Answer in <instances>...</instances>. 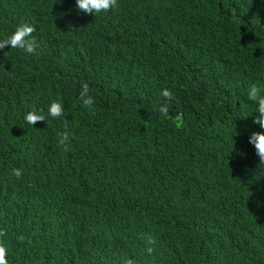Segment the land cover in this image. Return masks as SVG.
Listing matches in <instances>:
<instances>
[{
    "label": "trees",
    "instance_id": "1",
    "mask_svg": "<svg viewBox=\"0 0 264 264\" xmlns=\"http://www.w3.org/2000/svg\"><path fill=\"white\" fill-rule=\"evenodd\" d=\"M118 5L92 16L75 0H0V39L28 23L38 44L0 50L7 264H264V164L248 143L261 131L248 89L264 95V0ZM33 106L46 119L31 126Z\"/></svg>",
    "mask_w": 264,
    "mask_h": 264
},
{
    "label": "clouds",
    "instance_id": "2",
    "mask_svg": "<svg viewBox=\"0 0 264 264\" xmlns=\"http://www.w3.org/2000/svg\"><path fill=\"white\" fill-rule=\"evenodd\" d=\"M118 0H75V7L78 12H82L86 15H94L100 13H107L117 8ZM69 30L75 32L78 29H73V26L69 25ZM36 31L35 27L28 23H22L18 25L14 31L0 39V50L6 46H10L13 49H19L27 54H35L38 47L37 41L32 33ZM164 98L163 103L158 107L157 111L167 117L169 114L168 102L174 99L172 93L167 88L162 89L160 93ZM80 105L84 108L91 109L95 104V99L91 95V90L87 83L82 84L81 90L77 97ZM248 99L255 104V115L252 117L253 124L258 125L261 131L252 132L249 136L248 143L254 147L255 155L259 158V164H264V95L261 94V89L257 87L255 83L250 85L248 89ZM48 115L53 119H58L65 116L64 107L60 99L53 100L48 106ZM24 121L33 126L37 122H45L46 117L43 115L42 109H36L34 106L24 115ZM67 119L64 120L65 130L57 133L58 146H62L65 151L69 150L70 136L67 129ZM11 175L17 180L23 178V171L20 168H13ZM30 187L32 185H29ZM6 233L0 231V236H4ZM19 239H24L23 236ZM155 239L150 235L146 238L147 245H154ZM154 248L146 247L147 254L151 255ZM7 249L2 241H0V264H7ZM124 264H134L132 259H126Z\"/></svg>",
    "mask_w": 264,
    "mask_h": 264
}]
</instances>
